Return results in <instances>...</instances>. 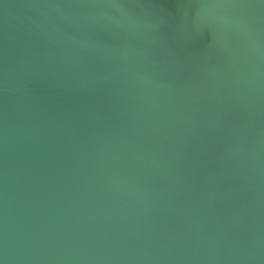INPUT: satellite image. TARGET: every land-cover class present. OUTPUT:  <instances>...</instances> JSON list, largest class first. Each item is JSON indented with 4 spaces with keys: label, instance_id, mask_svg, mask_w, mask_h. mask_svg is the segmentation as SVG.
Here are the masks:
<instances>
[{
    "label": "water",
    "instance_id": "water-1",
    "mask_svg": "<svg viewBox=\"0 0 264 264\" xmlns=\"http://www.w3.org/2000/svg\"><path fill=\"white\" fill-rule=\"evenodd\" d=\"M0 264H264V0H0Z\"/></svg>",
    "mask_w": 264,
    "mask_h": 264
}]
</instances>
